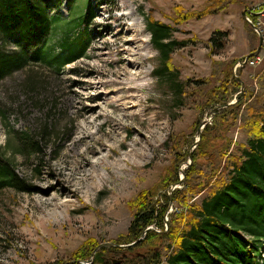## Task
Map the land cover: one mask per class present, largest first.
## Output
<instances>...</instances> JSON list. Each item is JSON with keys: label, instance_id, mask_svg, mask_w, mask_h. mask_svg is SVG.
<instances>
[{"label": "rangeland", "instance_id": "1", "mask_svg": "<svg viewBox=\"0 0 264 264\" xmlns=\"http://www.w3.org/2000/svg\"><path fill=\"white\" fill-rule=\"evenodd\" d=\"M206 2L51 1L50 32L41 46L45 57L63 55L61 40L80 30L81 15L88 6L94 12L88 25L90 45L84 57L59 69L42 57L0 80V149L35 189H0V264H68L73 261L70 253L88 237L98 243L83 263L92 262L102 247L122 250L130 243L116 241H124L133 217L132 196L151 190L153 203L166 191L186 187L185 181L178 184L179 179L168 188L165 183L171 181L167 174L174 167L180 176L179 168L185 169L189 151L192 155L200 140L197 129L202 131L212 122L214 110H200L197 100H201L204 80L212 82L219 76L212 77L213 61L231 64L236 59L232 72H237L236 62L249 53L243 24L246 18L251 21V12L258 15L253 24L264 43V0H236L225 11L174 22L175 5L192 10ZM147 12L172 25L174 38L189 40L171 55L184 83L180 106L174 103L172 90L153 76L158 53L145 27ZM215 29L228 35L223 49L211 53L208 38ZM0 46L5 51L16 48L11 40L0 41ZM237 75L244 88L254 93L260 88L264 64H244ZM85 124L86 136L79 139ZM247 137L237 125L231 128L226 133L232 140L229 151L238 157L236 146ZM178 139L186 140L181 149L174 145ZM182 152H186L184 160ZM201 192L187 193L186 201L169 200L164 221L171 213L183 211V204ZM147 228L160 231L155 224ZM177 239L168 241L169 249L176 247ZM159 241L131 247L124 258L114 252L105 256L124 260L122 264H142L143 254ZM160 251L162 256L167 249Z\"/></svg>", "mask_w": 264, "mask_h": 264}, {"label": "trees", "instance_id": "2", "mask_svg": "<svg viewBox=\"0 0 264 264\" xmlns=\"http://www.w3.org/2000/svg\"><path fill=\"white\" fill-rule=\"evenodd\" d=\"M51 1L59 2L0 0V41L11 40L16 46L11 51H5L0 46V80L24 67L30 60L36 61L43 57L49 65L59 69L86 55L90 45L88 25L94 17L91 6L81 15L80 30L72 37L65 35L61 40L63 55L50 59L45 57L41 46L50 32ZM72 1L67 0L69 4ZM233 2L236 0H207L202 8L192 10H184L177 4L173 7V19L175 23L200 19L225 11ZM257 17L255 12H251L252 23L256 22ZM243 26L248 50L253 52L259 36L248 21L244 20ZM145 27L150 34L151 46L158 53L153 76L172 90L174 103L180 106L184 83L173 66L171 55L189 40L174 38L175 28L153 18L148 12L145 14ZM227 35L225 30L215 29L212 32L208 38L211 53L223 49ZM251 58L249 56L248 60ZM235 61L232 60L231 64L213 61L212 77L219 76L212 82L210 78L204 80L206 85L202 86L197 107L200 110L212 108L214 115L212 122L202 128L200 140L192 151V162L184 169L186 187L177 188L170 194L166 191L160 200L153 203L149 200L153 195L151 190H142L132 196L129 207L134 209L133 217L122 239L124 241L120 239L116 242L134 243L122 250L118 247H102L95 252L92 262L87 264H122L124 260L108 259L105 255L114 252V256L124 258L131 252V247H145L153 239L160 240L159 245L146 250L142 264H260L256 259L261 248L264 250V76L258 79L260 88L254 93L252 90L247 91V87L240 91L241 81L236 75L241 66H237V72H232ZM232 98L236 101L229 104ZM236 125L248 136L245 143L236 146L238 157L229 151L232 140L226 138V133ZM185 142L184 139H178L174 145H179L181 149ZM192 142L189 140L190 145ZM35 145L38 147L37 142ZM185 155L186 152H182L183 160L186 159ZM168 177L171 181L165 183L167 188L179 179L176 167L170 170ZM5 187L35 191L18 174L13 160L0 149V189ZM207 189H210L211 199L204 201L200 209L194 208L191 202H185L183 211L171 213L168 222L164 221L169 200L175 203L186 201L187 193L193 195ZM152 224L160 231L147 229ZM174 236L178 237L176 247L169 249L171 246L168 241ZM139 237L143 238L138 240ZM97 243L94 238L85 239L70 253L73 261L68 264H86L81 261L89 260ZM162 247L167 251L161 256Z\"/></svg>", "mask_w": 264, "mask_h": 264}, {"label": "water", "instance_id": "3", "mask_svg": "<svg viewBox=\"0 0 264 264\" xmlns=\"http://www.w3.org/2000/svg\"><path fill=\"white\" fill-rule=\"evenodd\" d=\"M248 21H249V23L253 26V28H254V30L257 32V34H258V36H259V42H258V46H257V48L253 51V52H249L248 54H246V56H244V58L242 59V60H238L237 62H236V64H235V67H236V65H239V66H243L244 64H246V61H247V59H248V57L249 56H251V55H254L259 49H260V46H261V43H262V33H261V31H260V29L256 26V25H254L248 18H246ZM235 73V72H234ZM236 78L237 79H239L240 80V78H239V76L238 75H236ZM241 81V80H240ZM243 87H244V84H243V82L241 81V86H240V91L243 89ZM234 102V100L233 101H231V102H229V104L230 103H233ZM204 123H205V120H202V123H201V125L203 124L204 125ZM200 132H201V129H200V127L197 129V134L199 135V137H200ZM199 140V139H198ZM191 160H192V155H191V151H189V154H188V161L186 162V166H188L190 163H191ZM186 166H185V168H186ZM179 172H180V176H179V182H178V184L179 183H182V182H184L185 180V172H184V169H182V168H179ZM173 187H174V185L172 186V189H173ZM148 229V228H147ZM134 243V242H133ZM133 243H130V245L131 244H133ZM106 244V243H105ZM105 244H99L97 247H100L101 245H105ZM109 244H112V243H109ZM106 245H108V243L106 244Z\"/></svg>", "mask_w": 264, "mask_h": 264}, {"label": "built area", "instance_id": "4", "mask_svg": "<svg viewBox=\"0 0 264 264\" xmlns=\"http://www.w3.org/2000/svg\"><path fill=\"white\" fill-rule=\"evenodd\" d=\"M262 46H263V48L260 49L256 54H254L250 60L247 59V61H246L247 65H249V66H258L260 64H264V43L262 44ZM256 260L260 264H264V250L262 248H261L260 253L257 256Z\"/></svg>", "mask_w": 264, "mask_h": 264}, {"label": "crops", "instance_id": "5", "mask_svg": "<svg viewBox=\"0 0 264 264\" xmlns=\"http://www.w3.org/2000/svg\"><path fill=\"white\" fill-rule=\"evenodd\" d=\"M227 177H228V173L226 174V178H225L226 180H227ZM210 197H211L210 189L203 190L196 198L192 200L191 203H193L194 208L200 209L204 201H208L209 199H211Z\"/></svg>", "mask_w": 264, "mask_h": 264}, {"label": "bare ground", "instance_id": "6", "mask_svg": "<svg viewBox=\"0 0 264 264\" xmlns=\"http://www.w3.org/2000/svg\"><path fill=\"white\" fill-rule=\"evenodd\" d=\"M122 15H123V14H122ZM257 52H258V51H257ZM257 52H256V53H257ZM256 53H255V54H256ZM251 56H253V55H251ZM86 126H87V125L85 124V126L82 127V131H81V133H82L83 135H81L79 139H81V138H83V137L86 136ZM87 147H88V146H87Z\"/></svg>", "mask_w": 264, "mask_h": 264}]
</instances>
